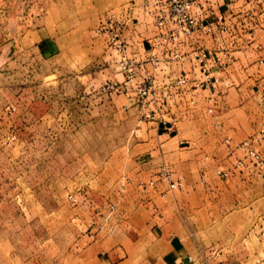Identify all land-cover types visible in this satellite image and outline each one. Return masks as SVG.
Listing matches in <instances>:
<instances>
[{"label":"rangeland","instance_id":"rangeland-1","mask_svg":"<svg viewBox=\"0 0 264 264\" xmlns=\"http://www.w3.org/2000/svg\"><path fill=\"white\" fill-rule=\"evenodd\" d=\"M127 1L0 0V264H60L82 237H96L97 224H121L135 239L130 227L142 222L146 202L155 216L159 206H175L183 242L200 264H264V126L247 138L240 127L239 152L222 165L215 149L220 162L198 182L186 184L169 165L175 190L159 168L162 184H130L138 174L131 160L150 157L140 155L147 123L123 97L98 93L113 64L95 33ZM217 89L206 107L213 118L227 81ZM245 141L259 153L258 166ZM162 186V203H154L149 192Z\"/></svg>","mask_w":264,"mask_h":264},{"label":"crops","instance_id":"crops-1","mask_svg":"<svg viewBox=\"0 0 264 264\" xmlns=\"http://www.w3.org/2000/svg\"><path fill=\"white\" fill-rule=\"evenodd\" d=\"M251 6L255 8L254 43L249 46L243 41L239 42V50L235 53L237 61L225 74L227 95L223 96L221 106L216 108V116L213 118L206 113L208 92L204 91L198 96L192 115L186 114L184 104L171 110L176 119V131L165 132L156 123L146 124V143L141 145L140 155L148 153L150 157L146 159V156H140L131 160L138 172L132 174L131 185L141 180L162 184L158 168L163 164L171 166L175 177L182 178L186 184L198 182L197 177L201 172L209 176L212 173L210 165L220 162L213 159L215 149H222L223 158L219 164L227 165L232 156L239 152L235 151L234 143L240 141L242 128L245 129L243 137L247 138L264 126V3L260 0H233L232 14L245 12ZM224 14L231 16L228 11ZM152 35V27L138 10L136 36L130 38L134 43L138 37L147 39ZM101 39L106 43L103 37ZM259 45L261 49H257ZM104 49L103 60L108 59L113 64L111 80L121 81L122 77L114 69L115 56L106 46ZM132 51L140 53L139 56L144 52L140 46L133 47ZM183 69L192 72L188 63H184ZM123 99L126 106L133 107L140 117L135 101ZM228 141L229 147L223 144ZM262 150L264 153V147ZM161 189L163 186L149 192L148 196L154 203H162L159 195ZM149 204L146 202L145 209L143 207L142 222L137 227H130L138 233L135 239L127 234L128 228L121 224L115 227L112 224L109 228L97 224L96 237H82L77 242L74 254L62 253L60 264H200L192 257L186 246L188 242H183L185 232L176 218L175 206L168 209L166 205L159 206L160 216H155ZM115 231H123V238L115 235Z\"/></svg>","mask_w":264,"mask_h":264},{"label":"built area","instance_id":"built-area-1","mask_svg":"<svg viewBox=\"0 0 264 264\" xmlns=\"http://www.w3.org/2000/svg\"><path fill=\"white\" fill-rule=\"evenodd\" d=\"M138 10L152 27L153 35L138 37L133 43L130 37L136 36ZM232 10L233 0H130L106 13L95 33L105 39L115 56L114 69L122 80L104 81L98 93L134 100L141 122L156 123L165 132L176 131L171 110L184 104L186 114L192 115L204 91L208 92L206 101L212 102L211 94L226 86L225 74L234 65L239 42L249 46L254 43V6L236 15ZM136 46L144 50L142 56L132 51ZM184 63L189 64L191 73L184 71ZM207 112L214 111L208 107ZM242 147L251 164L258 166L261 157L251 149L250 142L245 141ZM235 166L248 169L242 162ZM159 174L169 182L170 190L179 187L165 164L159 167ZM217 174L223 179L232 175L230 171Z\"/></svg>","mask_w":264,"mask_h":264}]
</instances>
